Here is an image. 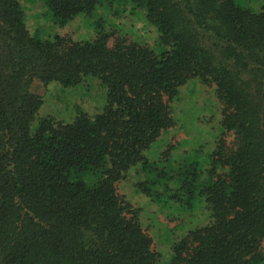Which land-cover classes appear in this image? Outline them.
Masks as SVG:
<instances>
[{
  "label": "trees",
  "instance_id": "1",
  "mask_svg": "<svg viewBox=\"0 0 264 264\" xmlns=\"http://www.w3.org/2000/svg\"><path fill=\"white\" fill-rule=\"evenodd\" d=\"M39 1L60 26L102 2ZM133 1L158 29L155 46L115 29L92 40L42 38L21 0H0V264H159L141 211L116 182L144 168L145 152L176 126L172 104L191 79L215 87L222 133L205 165L183 174L180 189L202 221L173 232L165 264L264 262V7ZM88 76L107 92L100 113L38 117L36 85L72 87Z\"/></svg>",
  "mask_w": 264,
  "mask_h": 264
},
{
  "label": "rangeland",
  "instance_id": "2",
  "mask_svg": "<svg viewBox=\"0 0 264 264\" xmlns=\"http://www.w3.org/2000/svg\"><path fill=\"white\" fill-rule=\"evenodd\" d=\"M21 2L29 30L38 32L42 38H53L58 34L70 35L75 40H92L100 31L112 29L151 46H155L159 38L157 27L147 20L145 8L133 0H102L93 12L80 14L65 26L56 24L51 11L39 0ZM237 2L253 12L264 7V0ZM34 91L44 99L38 117H53L66 123L74 121L81 113L93 117L107 104L106 89L93 76L72 87H64L58 82L45 88L38 84ZM222 109L214 86L199 79L188 81L181 88L179 99L172 104L176 126L164 132L145 152L147 163L144 168L140 166L142 163L134 165L126 177L116 182L121 199L141 211L144 228L153 239V249L161 253L159 264L167 263L171 257L169 244L174 241L173 232L180 237L202 221L195 210H189L190 194L180 188L183 174L191 165L203 166L209 160L215 141L222 133ZM233 142L234 136L230 134L227 144L232 147ZM167 216L184 223L176 227L179 222H169L165 219ZM262 250L264 252V241Z\"/></svg>",
  "mask_w": 264,
  "mask_h": 264
}]
</instances>
